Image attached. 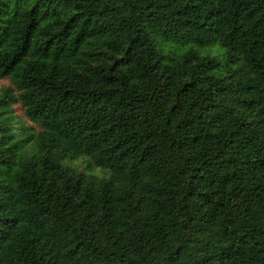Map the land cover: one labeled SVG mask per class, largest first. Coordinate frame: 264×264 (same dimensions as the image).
I'll return each instance as SVG.
<instances>
[{
	"label": "trees",
	"instance_id": "16d2710c",
	"mask_svg": "<svg viewBox=\"0 0 264 264\" xmlns=\"http://www.w3.org/2000/svg\"><path fill=\"white\" fill-rule=\"evenodd\" d=\"M0 79V264H264V0H0Z\"/></svg>",
	"mask_w": 264,
	"mask_h": 264
},
{
	"label": "rangeland",
	"instance_id": "374dc122",
	"mask_svg": "<svg viewBox=\"0 0 264 264\" xmlns=\"http://www.w3.org/2000/svg\"><path fill=\"white\" fill-rule=\"evenodd\" d=\"M199 50H200V52L203 54V53H205L208 49H207V47H204V48H200ZM4 84H7V81H6V80H1V79H0V90H1V87L4 86ZM18 110H19V109H18ZM18 110L16 111V113L19 112ZM71 164H72V165H78V167L81 168V169H83L84 166H85V163L82 162V160H80V159L77 160V161H75V162H72ZM92 173H95V174H98V175H102V174H103L102 170H100V169H94V170L92 171Z\"/></svg>",
	"mask_w": 264,
	"mask_h": 264
}]
</instances>
